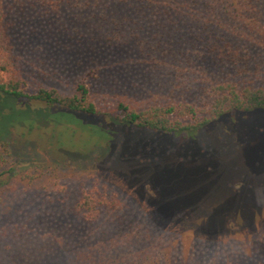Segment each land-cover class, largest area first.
<instances>
[{"label":"rangeland","instance_id":"rangeland-1","mask_svg":"<svg viewBox=\"0 0 264 264\" xmlns=\"http://www.w3.org/2000/svg\"><path fill=\"white\" fill-rule=\"evenodd\" d=\"M0 9L14 20L32 87L69 93L84 80L105 119L119 100L171 99L170 72L148 67L132 47L91 40L69 15L44 7L0 0ZM19 115L0 111V134L24 139L26 130L12 127ZM80 117L106 129L104 117ZM60 126L54 139L67 149L51 150L39 131L38 141L16 138L0 157V264H121L127 248L138 253L125 264H264V109L226 115L195 135L112 125L111 142L88 153H80L85 129ZM82 192L116 203L87 221L74 209Z\"/></svg>","mask_w":264,"mask_h":264},{"label":"trees","instance_id":"trees-1","mask_svg":"<svg viewBox=\"0 0 264 264\" xmlns=\"http://www.w3.org/2000/svg\"><path fill=\"white\" fill-rule=\"evenodd\" d=\"M19 2L69 15L72 30L82 32L91 40L132 47L148 67L170 72L166 86L171 99L145 105L119 100L118 113L105 119V113L91 99V88L84 80H77L69 93L54 86L32 87L16 49L14 20L0 9V111H17L20 115L12 127L26 130L18 134L24 139L12 138L11 130L0 134V157L8 154L16 138L18 142L38 141L44 133L39 131H48L51 150L67 149L66 143L54 139L63 127L59 124L74 126L77 131L85 129L83 131L89 133L84 134L88 140L80 153H88L102 143L105 147L111 142L109 128L112 125L195 135L226 115L264 109V0ZM31 100L43 107L28 109L25 105ZM80 116L104 117L107 130L85 124ZM31 130L38 133L27 137ZM72 133L67 132L69 136ZM96 138H101L102 142H97ZM2 166L0 161V168ZM115 203V199L106 194L97 197L82 192L74 209L87 221H94L103 208ZM252 209L242 215L251 217ZM126 252L117 257V263L125 264L138 253L137 250L130 252L129 248ZM88 261L103 264L91 257Z\"/></svg>","mask_w":264,"mask_h":264}]
</instances>
